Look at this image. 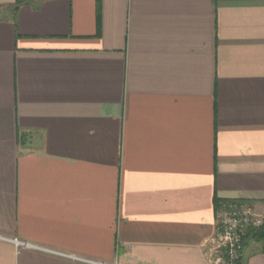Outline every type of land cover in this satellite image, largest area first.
<instances>
[{
    "label": "crops",
    "instance_id": "0c3cea01",
    "mask_svg": "<svg viewBox=\"0 0 264 264\" xmlns=\"http://www.w3.org/2000/svg\"><path fill=\"white\" fill-rule=\"evenodd\" d=\"M219 200L264 214V0H0V264H213Z\"/></svg>",
    "mask_w": 264,
    "mask_h": 264
},
{
    "label": "built area",
    "instance_id": "2783aa9c",
    "mask_svg": "<svg viewBox=\"0 0 264 264\" xmlns=\"http://www.w3.org/2000/svg\"><path fill=\"white\" fill-rule=\"evenodd\" d=\"M263 226L264 214L253 204L239 200L220 204L217 211V232L210 250L212 263L240 264L244 260L248 236L258 232Z\"/></svg>",
    "mask_w": 264,
    "mask_h": 264
},
{
    "label": "trees",
    "instance_id": "16d2710c",
    "mask_svg": "<svg viewBox=\"0 0 264 264\" xmlns=\"http://www.w3.org/2000/svg\"><path fill=\"white\" fill-rule=\"evenodd\" d=\"M19 3H20V2H18V5H19ZM17 8H18L17 5L14 6V8H13V11H14V19H16ZM220 202H221V203H224V201H223V202L220 201V200L217 201L218 204H220ZM219 206H220V205H219ZM249 238H252V239L255 240L256 242L260 243V244H261V250H262V252L264 253V226H263L258 232H256V233H252L250 236H248L247 240H248ZM247 240H246V242H247ZM243 261H244V260H243ZM243 261H242L240 264H244Z\"/></svg>",
    "mask_w": 264,
    "mask_h": 264
}]
</instances>
